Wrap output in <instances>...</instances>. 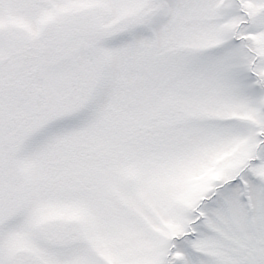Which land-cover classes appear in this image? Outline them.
I'll return each mask as SVG.
<instances>
[{"label":"snow or ice","instance_id":"snow-or-ice-1","mask_svg":"<svg viewBox=\"0 0 264 264\" xmlns=\"http://www.w3.org/2000/svg\"><path fill=\"white\" fill-rule=\"evenodd\" d=\"M0 264H264V0H0Z\"/></svg>","mask_w":264,"mask_h":264}]
</instances>
